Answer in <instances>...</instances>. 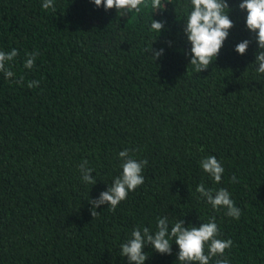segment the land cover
Here are the masks:
<instances>
[{
    "label": "trees",
    "instance_id": "trees-1",
    "mask_svg": "<svg viewBox=\"0 0 264 264\" xmlns=\"http://www.w3.org/2000/svg\"><path fill=\"white\" fill-rule=\"evenodd\" d=\"M170 2L154 12L145 0L139 13L121 16L93 0H53L55 11L44 0H0V51L18 50L6 65L14 76L0 72V264H129L120 245L137 226L154 233L164 216L170 227L215 217L218 238L233 246L210 264H264V74L255 34L242 0H228L234 27L198 73L183 31L191 0ZM152 18L165 22L160 33ZM245 39L241 55L235 46ZM151 48L163 54L155 59ZM32 80L39 86L29 88ZM126 148L148 161L144 184L93 218L89 201L121 174ZM209 155L224 166L219 184L200 165ZM84 160L93 185L81 179ZM201 183L226 188L240 218L199 198ZM144 251L145 264H181L175 242L170 255Z\"/></svg>",
    "mask_w": 264,
    "mask_h": 264
},
{
    "label": "clouds",
    "instance_id": "clouds-1",
    "mask_svg": "<svg viewBox=\"0 0 264 264\" xmlns=\"http://www.w3.org/2000/svg\"><path fill=\"white\" fill-rule=\"evenodd\" d=\"M95 6L103 7L105 10L115 8L121 16L141 11V5L145 0H93ZM170 2V0H168ZM171 3V2H170ZM192 10L185 20L183 29L187 40L191 43L190 64L194 66L196 72L207 69L218 57L224 42L229 36V30L234 27V22L230 19V5L228 0H191ZM146 6V5H145ZM161 0H152L154 12L163 10ZM43 9L51 8L55 11L53 0H44ZM242 11L247 12L246 28L255 34L258 51L256 53L255 64L257 73L264 74V0H242L239 4ZM153 12V13H154ZM165 26L164 21H158L152 18L150 28L160 33ZM169 44L171 42H168ZM250 40L245 39L235 46V51L244 55L249 47ZM150 51L155 59L163 54V49ZM18 55V50L13 48L10 52L0 51V72L5 78H12L14 72L10 69L8 62L14 60ZM38 52L33 51L27 54L24 67L31 69ZM17 84H23V77L15 81ZM29 88L39 86V81L32 80L28 82ZM133 149H124L118 153L122 160V172L115 177L107 191H102L99 198L89 201L91 205V215L94 218L97 215L96 209L101 205L110 206L111 210L127 199L130 191H135L144 184L143 170L148 164L146 159L137 160L130 152ZM88 161L84 160L79 165L81 179L87 184L96 183V178L90 175L94 171L88 167ZM200 165L215 183L219 184L224 173L223 164L215 155L204 157ZM235 182V176L232 177ZM196 191L200 194L199 198L205 199L213 209L225 208L226 215L239 219L241 209L237 207L231 198L230 192L226 188L213 190L206 188L204 184L197 185ZM156 231L153 233L147 226H137L133 228L130 238L120 245V256L127 257L129 264H145L148 259V253L144 251L146 245L160 254H171L172 244L175 242L179 247L177 260L181 264H210L213 257H224L226 249L233 246L231 238L220 239V228L212 217L207 223H201L199 226H185L183 219H177L170 227L168 217H158ZM215 264H230L227 258L216 259Z\"/></svg>",
    "mask_w": 264,
    "mask_h": 264
}]
</instances>
